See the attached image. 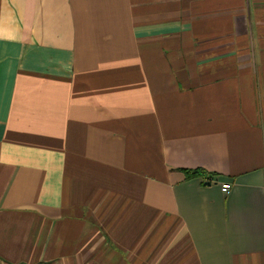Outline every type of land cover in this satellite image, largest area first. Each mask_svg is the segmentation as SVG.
Segmentation results:
<instances>
[{"label":"crops","instance_id":"obj_1","mask_svg":"<svg viewBox=\"0 0 264 264\" xmlns=\"http://www.w3.org/2000/svg\"><path fill=\"white\" fill-rule=\"evenodd\" d=\"M0 264H264V0H0Z\"/></svg>","mask_w":264,"mask_h":264},{"label":"built area","instance_id":"obj_2","mask_svg":"<svg viewBox=\"0 0 264 264\" xmlns=\"http://www.w3.org/2000/svg\"><path fill=\"white\" fill-rule=\"evenodd\" d=\"M222 192L226 195H230L232 191V186L228 183L222 184Z\"/></svg>","mask_w":264,"mask_h":264},{"label":"trees","instance_id":"obj_3","mask_svg":"<svg viewBox=\"0 0 264 264\" xmlns=\"http://www.w3.org/2000/svg\"><path fill=\"white\" fill-rule=\"evenodd\" d=\"M195 174H197V173H195Z\"/></svg>","mask_w":264,"mask_h":264}]
</instances>
